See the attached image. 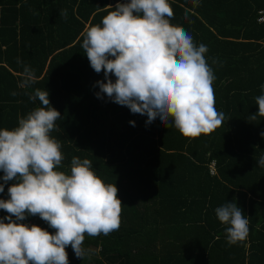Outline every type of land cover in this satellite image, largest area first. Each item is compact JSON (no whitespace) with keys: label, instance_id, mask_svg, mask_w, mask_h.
<instances>
[{"label":"trees","instance_id":"16d2710c","mask_svg":"<svg viewBox=\"0 0 264 264\" xmlns=\"http://www.w3.org/2000/svg\"><path fill=\"white\" fill-rule=\"evenodd\" d=\"M118 2L127 0H0V129L18 126L40 106L30 100L35 89L47 90L61 114L51 132L62 144L59 170L68 172L73 157L89 159L122 202L119 229L85 234L82 258L66 248L69 264H264V168L257 164L264 117L248 119L264 84V24L257 22L264 0H168L171 23L207 46L215 107L225 114L221 127L197 138L97 99L94 85L104 75L90 67L83 34ZM25 66L36 76L28 86ZM15 182L0 199H9ZM234 199L249 235L229 245L214 210ZM20 223L55 232L38 215Z\"/></svg>","mask_w":264,"mask_h":264},{"label":"clouds","instance_id":"9594fccd","mask_svg":"<svg viewBox=\"0 0 264 264\" xmlns=\"http://www.w3.org/2000/svg\"><path fill=\"white\" fill-rule=\"evenodd\" d=\"M59 15L67 19V10ZM173 18L168 0L118 2L85 30L81 48L90 67L104 75L94 85L97 99L106 96L133 114L147 115L146 124L159 119L181 135L197 138L221 127L225 114L215 107L216 77L206 59L207 46L197 45L183 27L171 23ZM23 75L26 86L36 80L28 66ZM260 89L251 121L264 117V84ZM30 100L40 106L18 118L15 128L0 129V193L16 181L8 187L9 199H0V210L8 213L0 218V264H69L66 248L82 258L85 234L109 235L119 229L122 202L116 185L105 183L89 159L73 157L68 172L59 170L62 144L51 132L61 114L51 106L47 90L35 89ZM257 164L264 168V155ZM214 211L226 226L229 245L248 237L249 219L235 199ZM37 215L54 234L20 223Z\"/></svg>","mask_w":264,"mask_h":264},{"label":"built area","instance_id":"2783aa9c","mask_svg":"<svg viewBox=\"0 0 264 264\" xmlns=\"http://www.w3.org/2000/svg\"><path fill=\"white\" fill-rule=\"evenodd\" d=\"M257 22L259 24H264V13L263 12L259 13V17H258V21ZM209 171H210L211 175H213L215 173V164L214 163L210 164Z\"/></svg>","mask_w":264,"mask_h":264}]
</instances>
